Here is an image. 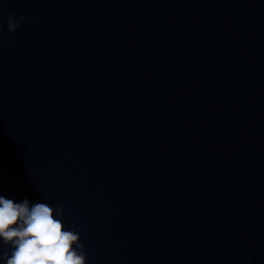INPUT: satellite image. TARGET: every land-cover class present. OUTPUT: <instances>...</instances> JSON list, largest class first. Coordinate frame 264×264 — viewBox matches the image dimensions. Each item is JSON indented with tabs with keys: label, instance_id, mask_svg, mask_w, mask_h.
I'll list each match as a JSON object with an SVG mask.
<instances>
[{
	"label": "water",
	"instance_id": "water-1",
	"mask_svg": "<svg viewBox=\"0 0 264 264\" xmlns=\"http://www.w3.org/2000/svg\"><path fill=\"white\" fill-rule=\"evenodd\" d=\"M0 196L86 264H264V0H0Z\"/></svg>",
	"mask_w": 264,
	"mask_h": 264
},
{
	"label": "clouds",
	"instance_id": "clouds-1",
	"mask_svg": "<svg viewBox=\"0 0 264 264\" xmlns=\"http://www.w3.org/2000/svg\"><path fill=\"white\" fill-rule=\"evenodd\" d=\"M18 27L10 16L8 30ZM62 214V207L55 209L56 216ZM0 238L12 249L10 255L0 256L6 264H86L79 234L64 230L61 220L54 218V209L46 203L30 204L27 199L16 203L0 196Z\"/></svg>",
	"mask_w": 264,
	"mask_h": 264
}]
</instances>
